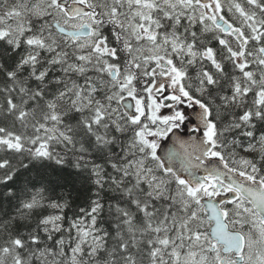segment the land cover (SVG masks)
I'll return each instance as SVG.
<instances>
[{"label":"snow or ice","instance_id":"1","mask_svg":"<svg viewBox=\"0 0 264 264\" xmlns=\"http://www.w3.org/2000/svg\"><path fill=\"white\" fill-rule=\"evenodd\" d=\"M0 264H264V0H0Z\"/></svg>","mask_w":264,"mask_h":264}]
</instances>
